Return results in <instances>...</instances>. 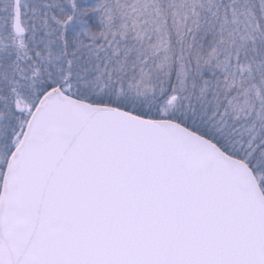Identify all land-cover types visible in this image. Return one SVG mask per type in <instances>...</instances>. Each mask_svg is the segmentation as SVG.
I'll return each mask as SVG.
<instances>
[{"label":"snow or ice","instance_id":"snow-or-ice-1","mask_svg":"<svg viewBox=\"0 0 264 264\" xmlns=\"http://www.w3.org/2000/svg\"><path fill=\"white\" fill-rule=\"evenodd\" d=\"M0 264H264V0H0Z\"/></svg>","mask_w":264,"mask_h":264}]
</instances>
